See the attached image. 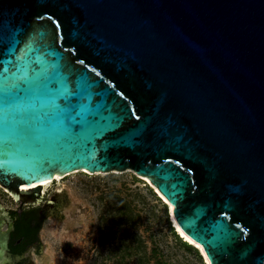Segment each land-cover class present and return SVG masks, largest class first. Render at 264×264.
Returning a JSON list of instances; mask_svg holds the SVG:
<instances>
[{
  "label": "water",
  "instance_id": "1",
  "mask_svg": "<svg viewBox=\"0 0 264 264\" xmlns=\"http://www.w3.org/2000/svg\"><path fill=\"white\" fill-rule=\"evenodd\" d=\"M75 170H133L209 264H264V0H0V186Z\"/></svg>",
  "mask_w": 264,
  "mask_h": 264
},
{
  "label": "rangeland",
  "instance_id": "2",
  "mask_svg": "<svg viewBox=\"0 0 264 264\" xmlns=\"http://www.w3.org/2000/svg\"><path fill=\"white\" fill-rule=\"evenodd\" d=\"M55 192L62 207L43 220L39 243L31 250L34 264H209L199 247L196 254L176 239L170 205L133 170H75L52 180L44 195ZM122 198L139 212L133 225L120 212L128 208ZM0 203L17 206L1 190Z\"/></svg>",
  "mask_w": 264,
  "mask_h": 264
},
{
  "label": "flooded vegetation",
  "instance_id": "3",
  "mask_svg": "<svg viewBox=\"0 0 264 264\" xmlns=\"http://www.w3.org/2000/svg\"><path fill=\"white\" fill-rule=\"evenodd\" d=\"M0 190L5 192L12 200L17 202L16 207L3 205L5 213L4 226L8 228L9 221L12 220V229L8 239V254L11 259L7 264H34L31 250L39 243L38 226L41 217L45 219L47 216H57L62 207L60 197L57 196L59 192L47 197L45 192L41 193L42 199L38 203H30L31 196H20L15 199L13 194L6 191L4 187L0 186ZM43 219V220H44ZM43 223V222H42Z\"/></svg>",
  "mask_w": 264,
  "mask_h": 264
},
{
  "label": "trees",
  "instance_id": "4",
  "mask_svg": "<svg viewBox=\"0 0 264 264\" xmlns=\"http://www.w3.org/2000/svg\"><path fill=\"white\" fill-rule=\"evenodd\" d=\"M125 202L123 203V204H125V205H127L128 206V208H126V209H124V210H120V212L121 213H123V214H128L127 216H129V220H131L132 222V225L133 224H135L136 222H137V219H139V212L138 211H136L132 206H131V204L130 203H127L126 202V200L124 199V198H122ZM123 204H121V205H123ZM121 205H120V207H121ZM43 216L41 217V221H40V224H39V226H38V229L41 227V225H42V222H43ZM121 227L123 226V223H124V221L121 219V218H119V220H118V222H117ZM119 226V227H120ZM172 228V232L174 233V236L176 237V239L178 240V241H180L185 247H187L188 249H190V250H193L196 254H198L197 253V251L199 250V248L198 247H196V246H194L193 244H191V243H189L188 241H186V240H184L177 232H176V230H173V226L171 227ZM122 229V228H121ZM120 229V230H121ZM127 230H123V232L125 233ZM127 235H129V233H127ZM140 241H142V240H140ZM128 247V246H127ZM201 254V253H200ZM152 256H155L156 254H155V252L152 250V254H151Z\"/></svg>",
  "mask_w": 264,
  "mask_h": 264
},
{
  "label": "bare ground",
  "instance_id": "5",
  "mask_svg": "<svg viewBox=\"0 0 264 264\" xmlns=\"http://www.w3.org/2000/svg\"><path fill=\"white\" fill-rule=\"evenodd\" d=\"M87 171V170H86ZM62 176L60 175V176H58V177H55L54 176V179L53 180H55V179H59V178H61ZM145 180V179H144ZM146 180H147V178H146ZM52 180H48V181H46V183L43 185V189L41 190V193H43V192H45V190H46V188L48 187V185H49V183L51 182ZM149 182V181H148ZM6 191H8L6 188H4ZM159 193V192H158ZM164 200H166L163 196H161ZM170 205V210H171V219H172V221L174 222V225L176 226V228H177V230L180 232V234L181 235H183L186 239H188L190 242H192V243H194L195 245H197L198 243H196L195 241H193L191 238H189L183 231H182V229L179 227V225H178V223L176 222V220H175V218H174V215H173V213H172V206H171V204H169ZM183 233V234H182ZM200 248V251L203 253V255H204V257H205V259H206V261L208 262V260H207V258H206V255H205V253H204V251H203V249H202V247L200 246L199 247Z\"/></svg>",
  "mask_w": 264,
  "mask_h": 264
},
{
  "label": "snow or ice",
  "instance_id": "6",
  "mask_svg": "<svg viewBox=\"0 0 264 264\" xmlns=\"http://www.w3.org/2000/svg\"><path fill=\"white\" fill-rule=\"evenodd\" d=\"M183 234V233H182ZM187 238V237H186ZM197 247H200V245L199 244H197Z\"/></svg>",
  "mask_w": 264,
  "mask_h": 264
}]
</instances>
